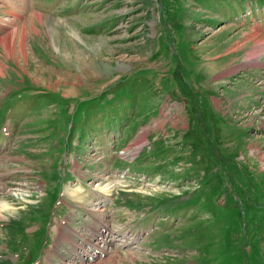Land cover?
I'll return each instance as SVG.
<instances>
[{
  "label": "rangeland",
  "instance_id": "374dc122",
  "mask_svg": "<svg viewBox=\"0 0 264 264\" xmlns=\"http://www.w3.org/2000/svg\"><path fill=\"white\" fill-rule=\"evenodd\" d=\"M262 15L264 0H0V264L35 262L55 218L89 213L70 192L123 166L149 184L104 188L116 228L156 226L91 264H264ZM72 247L53 240L42 264Z\"/></svg>",
  "mask_w": 264,
  "mask_h": 264
},
{
  "label": "bare ground",
  "instance_id": "6f19581e",
  "mask_svg": "<svg viewBox=\"0 0 264 264\" xmlns=\"http://www.w3.org/2000/svg\"><path fill=\"white\" fill-rule=\"evenodd\" d=\"M111 184V183H110ZM110 184H107L106 186H103V187H99V189L100 190H103V191H105V189L104 188H106V187H108V185H110ZM108 190V189H107ZM69 193V192H68ZM70 194H71V197L73 198V200L75 199V200H77L79 203H81V204H88V200H87V196L85 195V194H83L82 192H80V191H78V190H76V191H74V192H70ZM74 200V201H75ZM76 201V202H77ZM77 202V203H78ZM90 206V205H89ZM4 211H9V207H7L5 204H1L0 205V215H2L3 214V212ZM67 238H68V236H67ZM111 253V252H110ZM94 262H96V261H94ZM110 263V262H109Z\"/></svg>",
  "mask_w": 264,
  "mask_h": 264
},
{
  "label": "crops",
  "instance_id": "0c3cea01",
  "mask_svg": "<svg viewBox=\"0 0 264 264\" xmlns=\"http://www.w3.org/2000/svg\"><path fill=\"white\" fill-rule=\"evenodd\" d=\"M262 19H263V24H258V28H256L255 29V31L257 32H255V31H252L253 33H255L256 34V36H258V35H260V37L261 38H263L264 39V15H262ZM251 33V32H250ZM246 34V33H245ZM247 35V34H246ZM249 38H251L250 36L247 38V39H249ZM261 50V49H260ZM254 57V56H253ZM142 159V157L141 156H139L138 158H137V160L139 161V160H141ZM87 193L88 192H86L85 193V195L87 196ZM142 208H149L150 210V212H151V210H153V209H155L156 210V208H152L151 206H148V207H144V206H141V205H139V206H137V208H134V209H142Z\"/></svg>",
  "mask_w": 264,
  "mask_h": 264
}]
</instances>
